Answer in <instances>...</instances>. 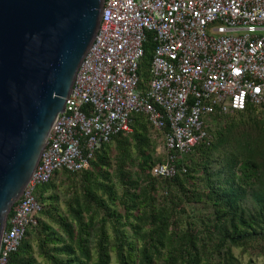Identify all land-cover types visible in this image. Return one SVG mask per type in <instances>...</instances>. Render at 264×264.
Segmentation results:
<instances>
[{
    "label": "built area",
    "instance_id": "2783aa9c",
    "mask_svg": "<svg viewBox=\"0 0 264 264\" xmlns=\"http://www.w3.org/2000/svg\"><path fill=\"white\" fill-rule=\"evenodd\" d=\"M150 39L144 79L140 63ZM248 105H264V0H104L65 110L8 216L0 264L37 223L43 205L36 187L58 171L88 169L103 144L133 131L134 114L147 117L156 152L165 156L151 174L167 178L179 170L177 156L210 138L221 116Z\"/></svg>",
    "mask_w": 264,
    "mask_h": 264
},
{
    "label": "trees",
    "instance_id": "16d2710c",
    "mask_svg": "<svg viewBox=\"0 0 264 264\" xmlns=\"http://www.w3.org/2000/svg\"><path fill=\"white\" fill-rule=\"evenodd\" d=\"M153 50L150 39L144 79ZM132 120L133 131L103 144L88 169L58 171L36 187L43 208L7 264H243L250 249L264 247V105L221 116L167 178L151 174L165 156L147 117ZM58 175L76 183L64 213L48 194Z\"/></svg>",
    "mask_w": 264,
    "mask_h": 264
},
{
    "label": "water",
    "instance_id": "95a60500",
    "mask_svg": "<svg viewBox=\"0 0 264 264\" xmlns=\"http://www.w3.org/2000/svg\"><path fill=\"white\" fill-rule=\"evenodd\" d=\"M103 9L104 0H0V248Z\"/></svg>",
    "mask_w": 264,
    "mask_h": 264
},
{
    "label": "rangeland",
    "instance_id": "374dc122",
    "mask_svg": "<svg viewBox=\"0 0 264 264\" xmlns=\"http://www.w3.org/2000/svg\"><path fill=\"white\" fill-rule=\"evenodd\" d=\"M217 125V124H216ZM157 151V149H156ZM73 179H69L64 175H58L56 178V186L57 188L55 190H51L48 192V194L54 193L57 194V206H59V211L61 213H64L66 210V199L72 195V189L71 186H75L76 183L72 182ZM118 191L121 193L122 187L118 184ZM76 187V186H75ZM199 213L203 212L205 214H210V210H206L205 208H202L198 206ZM44 218L42 215H39V218ZM94 239L90 240V244L92 245L94 242ZM34 245H36V242H33ZM237 254H239L240 249L235 250ZM246 255L243 256V264H264V247H260L256 250L250 249ZM252 253V254H251ZM114 258V257H113ZM40 260V258H38ZM112 264H118L115 261V258L112 261Z\"/></svg>",
    "mask_w": 264,
    "mask_h": 264
}]
</instances>
